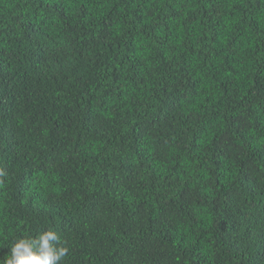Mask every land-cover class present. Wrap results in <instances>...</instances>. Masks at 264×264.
I'll return each mask as SVG.
<instances>
[{
  "label": "trees",
  "instance_id": "obj_1",
  "mask_svg": "<svg viewBox=\"0 0 264 264\" xmlns=\"http://www.w3.org/2000/svg\"><path fill=\"white\" fill-rule=\"evenodd\" d=\"M0 259L264 264V0H0Z\"/></svg>",
  "mask_w": 264,
  "mask_h": 264
},
{
  "label": "clouds",
  "instance_id": "obj_2",
  "mask_svg": "<svg viewBox=\"0 0 264 264\" xmlns=\"http://www.w3.org/2000/svg\"><path fill=\"white\" fill-rule=\"evenodd\" d=\"M7 174L0 168V178ZM0 183H3L0 179ZM69 252L66 241L51 228L36 235L22 234L11 246L10 252L0 259V264H61Z\"/></svg>",
  "mask_w": 264,
  "mask_h": 264
}]
</instances>
